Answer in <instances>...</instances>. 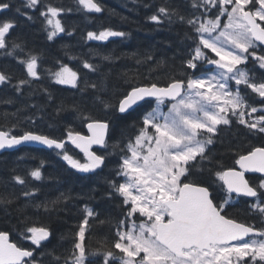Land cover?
Here are the masks:
<instances>
[{
    "label": "snow or ice",
    "instance_id": "snow-or-ice-1",
    "mask_svg": "<svg viewBox=\"0 0 264 264\" xmlns=\"http://www.w3.org/2000/svg\"><path fill=\"white\" fill-rule=\"evenodd\" d=\"M13 7L12 0H0V16ZM23 8L39 12L48 41L62 33L73 34L66 30L62 15L77 11L87 16L105 10L100 0H75L74 8L54 6L49 0H24ZM15 13L33 19L20 7ZM147 20L186 29L181 71L163 84L125 78L113 90L108 74L97 80L82 75V70L100 73L94 58L112 62L111 54L90 48L85 58L64 46L68 61L77 65L58 58L45 68L41 54L26 50L19 36H11L15 16L0 19V53L16 60L25 73L24 78L14 79L0 69V86L23 94L25 87L46 75L52 84L76 90L82 97L90 91L92 107H99L106 117L94 116L84 100L57 103L44 88L46 103L55 105L57 115L74 114L73 121L59 137L20 129L19 121L0 125V152L40 145L54 151L70 169L90 176L102 173L115 156L113 175L104 177L102 198L118 199L121 209L116 217L102 216L84 204L73 229L59 237L60 244L69 245L63 254L56 252V246L48 247L53 230L35 226L36 221L25 215L16 240L0 230V264H264V145L233 150L231 166L216 160L211 148L221 126L236 123L250 133L264 134V0H183V6L165 0ZM129 35L102 26L82 38L107 42ZM144 59L152 61L153 56L146 54ZM138 110H142L138 118L128 123ZM28 120L35 124L31 117ZM76 121L86 132L78 130ZM18 130L20 134H15ZM43 166L41 161L28 176L42 181ZM12 180L22 186L25 206L37 213H51L72 199L61 192L55 199L36 202L38 187L18 174ZM18 198L0 194V205L10 206ZM241 202L257 221L241 222L228 215L227 209ZM104 226L110 237L90 244L93 229Z\"/></svg>",
    "mask_w": 264,
    "mask_h": 264
},
{
    "label": "trees",
    "instance_id": "trees-1",
    "mask_svg": "<svg viewBox=\"0 0 264 264\" xmlns=\"http://www.w3.org/2000/svg\"><path fill=\"white\" fill-rule=\"evenodd\" d=\"M49 2L54 6L75 7V0H49ZM100 2L105 9L103 13L86 16L82 12L73 11L62 15L61 20L66 30L73 34L69 36L62 33L54 41L47 40L43 19L39 16V12L23 8L24 0H12L13 9L0 16V19L15 16L16 27L11 36H19L26 50L30 49L34 53L41 54L42 67L45 68L50 67L58 58L69 63L70 66L77 65V61H68L64 46H67V51L72 55L85 58H88L90 48L93 50L99 48L104 54H111L114 57L112 62L103 61L99 56L94 58L93 62L101 66L100 73L90 74L87 70H82V75L89 80H97L100 74H108L110 85L115 86L113 90L122 86L125 78L134 77L140 83L163 84L173 74L180 73L181 59L185 54L183 34L186 29L181 25L157 26L147 20V17L165 0H100ZM171 3L183 6V0H171ZM145 4H150L151 7L145 8ZM15 7H20L22 11H29L33 19L27 20L23 15L15 13ZM102 26H111L130 35L126 38H110L107 42L85 41L82 38L88 30H98ZM146 54H151L153 60L145 61ZM117 57L118 59H115ZM157 62H162L159 67ZM249 66L251 67V64ZM0 69L10 73L14 79L24 78L25 75L23 67L16 60L5 57L2 53H0ZM39 70L41 69L38 68ZM124 74H127V77ZM44 88L54 94L57 103L63 100L66 104H72L73 101L84 100L94 116L106 118L99 107H92L90 91L82 97L76 90L52 84L45 75L41 80L33 81L31 87H25L23 94H17L11 87L0 86V125H11L19 121L20 129L61 136L66 124L73 121L74 114L69 112L57 115L54 111L55 105L46 103V95L42 91ZM9 99L12 103L4 102ZM256 100L258 101L259 98L256 97ZM32 104L37 107H29ZM141 111L133 113L127 122L131 123L138 118ZM28 117L35 120L34 125ZM75 124L78 130L86 132V129L79 128V121ZM132 131L131 128L128 129L129 134ZM15 134H20L19 130ZM261 145H264V134L250 133L244 126L233 123L231 126H221L217 142L211 148L216 160L221 161L225 166H231L234 158L233 150L246 151L253 146ZM116 159L115 156L111 157L108 167L102 173L98 176H90L70 169L54 151L49 149L24 146L18 150L1 153L0 194H13L19 198L10 206L0 205V230L8 231L10 238L16 240V233L22 226L20 221L27 215L36 221L35 226L47 225L53 230L54 236L48 247L56 246V252L63 254L64 249L69 245L60 244L59 237L73 229L80 219L79 210L84 204L94 207L102 216L111 214L116 217L120 214L118 199L102 198L106 190L104 177L113 175L112 169L116 165ZM41 161H44L42 168L44 179L33 181L28 176V172L38 167ZM16 174L25 177L30 185L40 189L35 197L36 202L55 199L61 192L69 193L72 199L61 203L51 213L45 214L42 210L37 213L30 205L25 206V198L20 196L23 188L12 180V176ZM227 212L229 216L241 222L257 221L255 215L248 213L243 202L227 209ZM32 222L28 221L29 225ZM105 236L110 237L108 228L96 227L89 238V243L95 244L97 240Z\"/></svg>",
    "mask_w": 264,
    "mask_h": 264
},
{
    "label": "water",
    "instance_id": "water-1",
    "mask_svg": "<svg viewBox=\"0 0 264 264\" xmlns=\"http://www.w3.org/2000/svg\"><path fill=\"white\" fill-rule=\"evenodd\" d=\"M28 146H35V147H41V148H44V147H42V146H40V145H36V144H32V145H28ZM21 147H23V146H21ZM21 147H19V148H21ZM19 148H18V149H19ZM7 151H14V150H7ZM3 152H5V151H3ZM3 152H0V154L3 153Z\"/></svg>",
    "mask_w": 264,
    "mask_h": 264
},
{
    "label": "flooded vegetation",
    "instance_id": "flooded-vegetation-1",
    "mask_svg": "<svg viewBox=\"0 0 264 264\" xmlns=\"http://www.w3.org/2000/svg\"><path fill=\"white\" fill-rule=\"evenodd\" d=\"M249 176H251V177H255V176H258V175H249ZM245 199H247V198H245ZM256 218H257V220H258V217L256 216ZM257 226H259V225H257Z\"/></svg>",
    "mask_w": 264,
    "mask_h": 264
},
{
    "label": "rangeland",
    "instance_id": "rangeland-1",
    "mask_svg": "<svg viewBox=\"0 0 264 264\" xmlns=\"http://www.w3.org/2000/svg\"><path fill=\"white\" fill-rule=\"evenodd\" d=\"M257 107H260V106H257ZM166 110V109H165Z\"/></svg>",
    "mask_w": 264,
    "mask_h": 264
},
{
    "label": "bare ground",
    "instance_id": "bare-ground-1",
    "mask_svg": "<svg viewBox=\"0 0 264 264\" xmlns=\"http://www.w3.org/2000/svg\"><path fill=\"white\" fill-rule=\"evenodd\" d=\"M35 147V146H34ZM48 150V149H47Z\"/></svg>",
    "mask_w": 264,
    "mask_h": 264
}]
</instances>
